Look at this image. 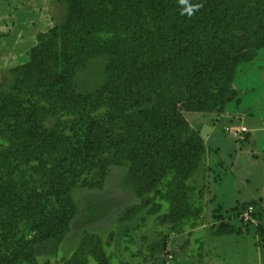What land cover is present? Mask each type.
Here are the masks:
<instances>
[{"label":"trees","instance_id":"1","mask_svg":"<svg viewBox=\"0 0 264 264\" xmlns=\"http://www.w3.org/2000/svg\"><path fill=\"white\" fill-rule=\"evenodd\" d=\"M64 1L68 12L58 32L59 77L46 88L29 90L35 84L27 74L37 56L34 49L32 58L14 69L27 76H18L10 94L0 91V122H4L0 129L10 140L6 148L0 147V247L11 241L15 245L7 258L12 264L33 262L36 239H64L79 213L70 197L74 179L105 155L118 158L123 152L129 158L125 184L138 197L154 192L145 202L152 204L149 214L161 210V204L154 202L158 196L179 201V191L205 153L202 137L180 117L179 104L188 111L224 110L236 96L232 82L238 63L255 56L247 53L250 48L264 45V0H229V4L225 0ZM118 9L122 16L115 18ZM85 12L100 19L88 22ZM103 34L112 35L115 47L124 41L120 40L124 34L139 52L155 55L160 49H172L178 62H185L167 85L175 93L160 99L158 84L163 80L158 83L143 76L132 77L123 98L111 94L112 82L107 91L76 92L74 77L89 43L102 45ZM38 44L36 49L44 48ZM177 79L181 82L175 83ZM146 103L151 104L146 111L138 109ZM54 117L56 122L50 126ZM34 174L43 179L45 190L40 191L31 179ZM171 174L172 181L161 190L159 186ZM143 204L127 207L120 217L134 216ZM23 222L33 238L20 234ZM230 234L242 231L230 226L214 232L215 236ZM84 253L109 264L97 234L84 231L69 262L76 263Z\"/></svg>","mask_w":264,"mask_h":264},{"label":"rangeland","instance_id":"2","mask_svg":"<svg viewBox=\"0 0 264 264\" xmlns=\"http://www.w3.org/2000/svg\"><path fill=\"white\" fill-rule=\"evenodd\" d=\"M248 5L246 1L247 10ZM67 12L64 0H0V91L10 94L15 90L18 76L27 75L14 69L36 52L27 73L35 82L29 90L46 88L50 80L59 77L62 55L58 32L60 35ZM117 12L115 18H120L122 13ZM84 17L88 22L100 19L86 12ZM111 36L103 34L102 45L89 43V52L74 77L76 92L107 91L112 82L110 93L123 98L132 86V77L143 76L158 83L163 80L158 84L160 99L175 93L173 86L167 89V85L174 70L185 62H178L172 49H160L155 55L139 52L124 34L120 36L124 41L115 47ZM38 42L44 44L41 50L35 47ZM75 45V40L70 41L71 47ZM250 49L247 53L255 56L238 63L232 82L236 96L224 110L188 111L179 104L180 117L198 132L205 145L199 167L179 191V201L171 203L158 196L154 202L161 204V210L149 214L152 204L145 202L154 192L138 197L125 184L129 158L123 152L118 158L112 153L105 155L74 179L70 197L79 213L64 239H36L32 243L33 262L14 264H103L85 253L76 263L69 262L84 231L99 235L109 264H264V45ZM180 79L184 80L183 76ZM163 104L160 101L161 107ZM150 106L146 103L138 109L146 111ZM55 122L54 117L50 126ZM3 131L0 129L2 149L10 141ZM173 177L167 176L159 188L165 191ZM31 179L40 191L46 188L37 175ZM139 204L143 207L134 216L122 220L120 215L127 207ZM24 223L20 234H28ZM230 226L242 234L214 235L219 227L228 230ZM30 233L27 239L33 238ZM13 246L11 241L9 246L0 247V264H12L7 258Z\"/></svg>","mask_w":264,"mask_h":264}]
</instances>
